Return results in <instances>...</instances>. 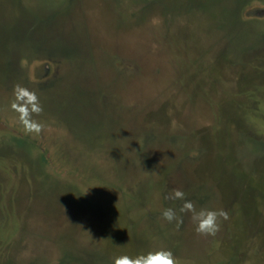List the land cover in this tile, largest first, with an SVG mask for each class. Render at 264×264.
Here are the masks:
<instances>
[{
  "label": "rangeland",
  "instance_id": "rangeland-1",
  "mask_svg": "<svg viewBox=\"0 0 264 264\" xmlns=\"http://www.w3.org/2000/svg\"><path fill=\"white\" fill-rule=\"evenodd\" d=\"M160 250L264 264V0H0V264Z\"/></svg>",
  "mask_w": 264,
  "mask_h": 264
},
{
  "label": "clouds",
  "instance_id": "clouds-1",
  "mask_svg": "<svg viewBox=\"0 0 264 264\" xmlns=\"http://www.w3.org/2000/svg\"><path fill=\"white\" fill-rule=\"evenodd\" d=\"M15 99L11 104V108L14 112L18 113V119L23 126L26 133L39 134L43 131L44 125L33 119V115H39L43 112V108L40 105L39 98L36 93L29 89L17 85L14 88ZM186 194L181 190H175L166 199H176L184 201L182 207L179 209L181 213H192V220L196 224V232L198 234H204L213 236L219 230V218L224 220L228 219V214L224 210L212 211V210H195L194 204L185 199ZM159 199V194H157ZM161 215L168 223H181V219L178 217L177 212L172 208L162 209ZM114 264H180V261L176 259L174 254L168 250H160L156 252H149L147 255H139L135 258L127 255L120 256L115 259Z\"/></svg>",
  "mask_w": 264,
  "mask_h": 264
}]
</instances>
